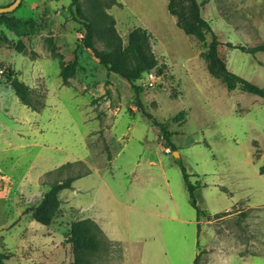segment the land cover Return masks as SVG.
Masks as SVG:
<instances>
[{"label": "rangeland", "instance_id": "rangeland-1", "mask_svg": "<svg viewBox=\"0 0 264 264\" xmlns=\"http://www.w3.org/2000/svg\"><path fill=\"white\" fill-rule=\"evenodd\" d=\"M14 1L0 0V8ZM117 1L120 5L106 11L117 21L116 28L125 45L130 28L148 23L154 27L156 32L152 30V35L146 31L160 62L153 69L158 72L159 83L148 88L140 81L143 91L137 98L128 81L117 74L106 77L99 60L83 47V23L92 20L89 0H77L74 6L76 13L80 11L77 13L79 22L68 12L72 0H23L20 8L0 17V64L13 70L20 80L28 79L38 112L24 106L15 92L7 88L5 108L0 107V149L10 148V143L25 142L20 136L23 134L18 135V129L38 121L48 129L44 136L50 143H69L67 147L80 152V156H85L86 152L79 146L82 144L79 129L83 131L87 127L91 162L96 164L105 158L109 161L112 141L106 129L120 117L123 129L132 126V137L129 139L127 135L114 150L124 149L118 162L122 164L125 160L132 165L140 155H147L146 146L154 148L159 142L160 131L143 115L144 109L168 124L174 133L175 146L169 153L155 152L163 158L170 190L149 188L141 198L150 213L160 215L146 217L145 234L156 235L157 240H149L144 259L152 264H194L199 254V264H264V99L240 89L229 91L221 78L209 73L208 63L201 55L202 43L186 35L183 29L194 22L190 0ZM197 1L201 16L211 24L221 42L217 50L227 69L264 88V52L252 55L225 45L230 42L254 47L264 43V0ZM169 13L177 19L180 29L170 23ZM11 18L22 21L21 25L13 27L14 22L8 23ZM91 41L98 51L107 50L105 42L95 33ZM207 41H211L210 35ZM69 46L76 47V52H71ZM75 56L78 60L76 74L69 78L71 82L63 80V85H69L72 92L82 87V83L86 85L80 98L86 115L79 114L69 96L60 100L66 105L58 109L47 104L50 91L63 90L57 81L58 74L46 71L49 61L54 60L57 69L59 66L61 69L62 63L72 62ZM40 63L43 71L38 72L36 65ZM106 81H109L108 86ZM107 88L110 94L101 95ZM181 112L185 114L184 120L173 121ZM59 146L33 148L26 155L10 148L0 155L3 163L0 177H4L0 180L1 196L4 198L10 190H16L15 201H0V253L6 256L1 264H38L33 236L44 233L36 228L41 224L29 211L42 199L31 200L32 190L38 189L31 177L18 187L21 180L8 171L10 163L14 164L20 157L17 174L29 170L36 175L51 164L71 160L72 156L67 151L62 152ZM11 158L12 162L8 160ZM181 164L196 186L198 207L207 212L200 219L199 229ZM75 169L68 172L76 174ZM79 171L84 172V168ZM49 178L46 176L45 180ZM54 180L50 179L51 184ZM148 185L154 187L153 179ZM171 203H176V208L164 206ZM69 230H61L64 246L70 237ZM105 247L102 254L92 259V264H124L122 246L107 244ZM63 253V264H74L73 251L64 248ZM51 258L59 261L54 256ZM39 259L42 264V256L39 255Z\"/></svg>", "mask_w": 264, "mask_h": 264}, {"label": "crops", "instance_id": "crops-1", "mask_svg": "<svg viewBox=\"0 0 264 264\" xmlns=\"http://www.w3.org/2000/svg\"><path fill=\"white\" fill-rule=\"evenodd\" d=\"M169 17L170 23L175 26L176 29H180L177 25V19L174 16H171V14ZM141 28L149 31L151 35L153 34L151 33L152 30L153 32H156L154 27L149 23ZM132 29L133 28H130L129 30L131 31ZM57 34H59V32H57ZM69 47L71 48V52H75L76 47ZM55 65L56 62L54 60H50L48 67H46V71H49L50 73L53 71L54 73L58 74L57 81H59V85H62L63 90L50 91L48 95V100L50 101L47 102V104L49 106L52 105L55 109H58L59 106L61 107L62 105H66L60 100L67 98L66 96H69L71 98V104L75 106L79 114L86 115V111H84L85 104L82 103L83 106H81L80 101V98H83V91L81 90L86 89V85L82 83V87H79L77 91L72 92L69 85H63V80L60 76V66L57 69ZM36 67L38 68V72L43 71V66L41 63L40 66L36 65ZM45 75L47 76L46 73ZM105 75L108 78L106 70ZM27 80V78L21 79V81H23L26 85L28 84L30 86ZM68 81L71 82L70 79H68ZM0 85V107L5 108V95L7 93V88L12 89V87L10 84H3V82H0ZM53 85L56 84L53 83ZM107 89L104 92H100L101 95H109L110 91L107 93ZM31 110L36 113L38 112L33 109ZM121 123V119L118 117V119L110 124L111 127L106 129V131H110L108 136L112 141V147H110L112 158L109 161H107V158H105L101 161L99 160L96 164L91 162L90 158L92 156V150L87 144V127H85L83 131L79 129L80 141H82V144L79 146L81 147L82 145V149L86 152L85 156H80V152L73 151L71 148H68L67 146L69 143L67 145L66 142H58L60 145L59 149H61L62 152L67 151L69 155L72 156L71 160L67 161L66 163L51 164L46 168V170L44 169L45 171H41L36 175H34L29 170H23L21 174L18 175L17 173L20 171L18 165L20 157H17L15 160L13 158L8 159L10 162H12V159L14 160V164L10 163V169L8 171L12 172V175L17 176L21 180V184L19 183L18 187L30 177L32 184L37 187L38 190H32L33 197L30 195V197H32L31 200L34 197H36L38 200L43 197V195L49 190V186L51 184L50 179L53 178L54 180L57 178L56 173L54 172L60 167L68 163L75 164L78 162H83L85 164V169H87V167L90 169L89 173L83 174L80 177H76L73 179L70 187L61 191L60 214L54 220L52 225L44 226L41 224L42 226H35L40 232H44L41 234V236H33V241L37 244L35 254H37L36 260L39 261H37L38 264H41L39 255L42 256V260L44 261L42 264H63L64 248L72 251V247L69 243L64 246V232H61V230L67 228L68 231L71 228L73 222L84 219H91L94 221L100 227L108 241L112 242L113 244H117L118 246H122L124 264H152L151 261L144 259V257L147 254L146 250H149L147 246L149 240H157V237L156 235H154V237H149L150 235L145 234L146 217L152 213L149 212V207L146 206L145 203H141V198L149 190V188L151 190L160 191L170 190L169 182L165 177L163 158H161L158 154H155L157 150L169 153V149H165L163 141L158 134L157 138L159 142L157 143V146L154 147L155 149L146 146L147 149H149L146 156L140 155V157L132 165H129L125 160L122 164H120L118 159L121 157L120 155L124 149L114 150V148H116L118 143L124 142V138L127 135H129V139L132 137V126L130 125L126 129H123L124 124L122 125ZM47 130L48 129H45V126H42V123L38 121L32 122L29 126H22L20 129H18L17 133L18 135H20V133L23 134L20 136L23 140H25V142L17 145L10 143L9 147L21 151L22 155H26L27 153L31 152L33 148H57L58 144L56 142L53 141V143H50V141H48L44 136L45 131ZM0 137H2L1 133ZM125 146L126 144L124 143V148ZM10 148H7L6 150L1 148L0 155L3 152H9ZM0 164H3L1 160ZM128 175H132V177L129 179ZM46 176L50 178L45 180ZM65 177L66 176L64 175L63 178ZM152 179L154 182V187L148 185ZM40 181L41 184L44 183V186L40 184ZM15 191L16 190H10L8 195L4 198H2V193L0 192V201H15L13 200L15 199ZM164 206L176 208L177 204H164ZM155 210H158V208ZM29 216L31 217V215ZM152 216L160 217L158 214H152ZM169 219L173 221L176 220L174 217H169ZM199 222L200 221L197 219V225ZM52 256H54L55 259L58 258L59 261L55 262L52 260Z\"/></svg>", "mask_w": 264, "mask_h": 264}, {"label": "trees", "instance_id": "trees-1", "mask_svg": "<svg viewBox=\"0 0 264 264\" xmlns=\"http://www.w3.org/2000/svg\"><path fill=\"white\" fill-rule=\"evenodd\" d=\"M76 2L77 0H72L68 12L75 21L79 22L77 13L80 11L79 9L77 10V13L74 11ZM22 3L23 0L18 8L22 6ZM114 5L118 6L120 3L117 0H89L92 20L83 23L85 31L83 47L92 51L95 58L99 60L101 66L105 68L108 77L111 74H117L128 81L135 90L136 97L139 98L140 93L143 91V86L140 84V81L142 82L149 71L158 67L160 62L153 51L151 36L145 29L141 27L134 28L128 35L127 44L125 45L123 43V39L116 28L115 19L106 11L107 8H111ZM190 5L194 22L187 24L183 29L186 35L194 36L202 43L204 51L201 55L208 63L207 68L209 73L215 77L221 78L229 91L240 89L264 99V88L261 86L259 87L253 82L246 80L227 69L217 50L221 42L214 33L211 24L201 16L198 1L190 0ZM169 11L174 14L171 7H169ZM3 16H5V14L0 17ZM9 22H14L15 24L12 26L16 28L19 27L17 25H21L22 23V21H18L14 18L8 20V23ZM94 33L95 36L103 40L107 45V50L105 52L98 51L92 44L91 38ZM207 35L211 36V41H207ZM225 45L228 48L238 49L252 55L264 52V43L254 47L233 45L230 42ZM77 66V56H75V59L70 63H62V80L67 82V79L73 77L76 74ZM163 67L164 66L162 65L159 68L161 72L163 71ZM6 79L11 82L10 85L20 102L26 107L35 110L31 90L28 84L26 85L21 81L10 68ZM106 83L108 86L109 81H106ZM107 93H109V89H107ZM142 111L144 113L143 115H145L160 131V138L163 141L165 149H170L171 152L174 151L175 146L172 142V136L174 133L169 130L168 124L158 121L154 116L145 112L144 109H142ZM184 117V112H181L173 118V121L182 122ZM73 168H76V174L68 172ZM82 168H84V172L79 171ZM181 169L190 194L191 204L197 212L196 216L198 221H200L202 216L207 215V212L198 207L195 197L196 186L191 182L190 175L182 164ZM89 171L88 168L85 169V164L83 162L75 164L68 163L57 169L54 172L57 176L56 181L50 185L49 190L43 195L40 202L34 208L29 210L33 219L44 226L52 225L59 214L58 212H60L61 191L70 187L73 179L80 177L83 174H87ZM64 175L66 176L65 178H63ZM69 235L70 237L67 241L72 247L74 264H92V259L97 255L102 254L107 244H113L105 238L100 227L91 219L73 222L69 230ZM5 258L6 256L0 253V264ZM198 260L199 254L196 256L194 264H199Z\"/></svg>", "mask_w": 264, "mask_h": 264}, {"label": "built area", "instance_id": "built-area-1", "mask_svg": "<svg viewBox=\"0 0 264 264\" xmlns=\"http://www.w3.org/2000/svg\"><path fill=\"white\" fill-rule=\"evenodd\" d=\"M8 67L0 64V82L11 84V82L6 79L7 78V73H8ZM160 77L158 76V72L155 70L149 71L144 79L142 80V83L148 87V88H154L158 83H159ZM4 177L1 176L0 180H3Z\"/></svg>", "mask_w": 264, "mask_h": 264}, {"label": "water", "instance_id": "water-1", "mask_svg": "<svg viewBox=\"0 0 264 264\" xmlns=\"http://www.w3.org/2000/svg\"><path fill=\"white\" fill-rule=\"evenodd\" d=\"M21 2L22 0H15L12 4L6 7H1L0 15L14 12L20 6ZM175 155L179 156L176 152H175Z\"/></svg>", "mask_w": 264, "mask_h": 264}]
</instances>
